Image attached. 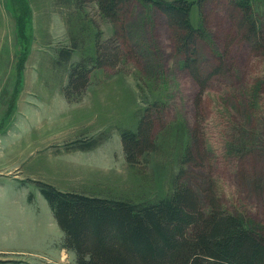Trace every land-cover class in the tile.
I'll return each instance as SVG.
<instances>
[{
    "label": "rangeland",
    "instance_id": "rangeland-1",
    "mask_svg": "<svg viewBox=\"0 0 264 264\" xmlns=\"http://www.w3.org/2000/svg\"><path fill=\"white\" fill-rule=\"evenodd\" d=\"M187 1L200 77L212 75L202 89L178 32L149 1L111 20L92 0H0V264H74L37 181L145 202L168 196L185 168L180 182L203 195L211 187L264 234V0ZM242 4L257 47L239 30ZM96 39L118 46V62L90 65L83 96L70 101L69 70L94 55ZM143 117L153 150L130 163L120 132Z\"/></svg>",
    "mask_w": 264,
    "mask_h": 264
},
{
    "label": "trees",
    "instance_id": "trees-1",
    "mask_svg": "<svg viewBox=\"0 0 264 264\" xmlns=\"http://www.w3.org/2000/svg\"><path fill=\"white\" fill-rule=\"evenodd\" d=\"M92 1L97 2L104 16L118 20L124 6L132 0ZM146 1L163 12L169 25L178 32V50L183 53L184 66L200 89L204 88L212 75L200 77L201 32L191 23L190 3ZM240 7L243 16L239 30L257 47L263 40L258 24L252 21L250 6ZM111 41L102 45L96 39L94 55L71 66L63 89L68 100L76 101L83 96L89 83L90 65L117 64L119 49L117 45L110 47ZM70 51L62 48V57L68 59ZM222 67L220 60L212 73H219ZM148 119L143 117L135 130L120 132L125 158L130 163L153 150V123ZM236 148L238 152L248 149L242 143ZM184 174L185 168H180L168 196L145 202L61 191L49 183L37 182L64 233V246L75 253L74 264H264V234L248 225L241 215L228 210L211 187L203 190L205 196L180 182Z\"/></svg>",
    "mask_w": 264,
    "mask_h": 264
}]
</instances>
